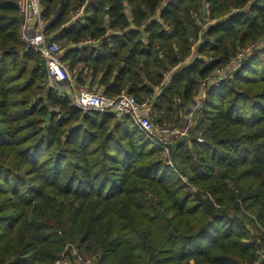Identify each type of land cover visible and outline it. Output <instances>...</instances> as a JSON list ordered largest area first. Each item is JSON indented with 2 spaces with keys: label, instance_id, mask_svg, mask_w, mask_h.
<instances>
[{
  "label": "trees",
  "instance_id": "16d2710c",
  "mask_svg": "<svg viewBox=\"0 0 264 264\" xmlns=\"http://www.w3.org/2000/svg\"><path fill=\"white\" fill-rule=\"evenodd\" d=\"M40 4L75 79L150 101L155 125L182 128L229 74L158 145L50 88L0 0V264H264V0Z\"/></svg>",
  "mask_w": 264,
  "mask_h": 264
},
{
  "label": "built area",
  "instance_id": "2783aa9c",
  "mask_svg": "<svg viewBox=\"0 0 264 264\" xmlns=\"http://www.w3.org/2000/svg\"><path fill=\"white\" fill-rule=\"evenodd\" d=\"M17 6L22 18L21 39L44 60L50 88L58 89L62 96L70 98L73 104L82 110L113 113L119 118L130 116L135 126L158 145H163L172 138L189 135L190 123L182 128L153 124L150 117V101L140 102L128 92L109 96L98 89L80 84L73 76L69 66L63 61L60 44L45 34L46 26L42 19L40 0H17ZM252 47L248 48L247 52ZM243 57L244 54H240L237 62L240 63ZM227 73V70L222 68L217 70L212 78L202 83L203 98L200 101L196 99L195 111L200 110L206 100L207 90L205 88L221 85L222 81L227 78ZM198 141L204 142V138L199 137ZM168 164L172 165L171 162ZM73 254H77L75 249H73ZM77 257L80 264L85 262L82 256L77 255ZM61 264H68V260L65 259Z\"/></svg>",
  "mask_w": 264,
  "mask_h": 264
},
{
  "label": "rangeland",
  "instance_id": "374dc122",
  "mask_svg": "<svg viewBox=\"0 0 264 264\" xmlns=\"http://www.w3.org/2000/svg\"><path fill=\"white\" fill-rule=\"evenodd\" d=\"M169 0H167V2H168ZM198 44V43H197ZM197 44H196V46H197ZM60 46H61V44H60ZM195 46V47H196ZM256 46H258V45H256ZM256 46H254L252 49H250L247 53L248 54H253V51H254V49H257L258 47H256ZM194 54H195V52H194ZM190 60L191 59H188V61L190 62ZM207 60L209 61L210 59L209 58H207ZM223 69H225V68H223ZM218 70H220V69H218ZM226 70V69H225ZM216 72H217V70H216ZM215 72V73H216ZM228 73H227V75L229 74V71H227ZM214 73V74H215ZM202 93V92H201ZM200 93V94H201ZM203 97H202V94L201 95H198V97L196 98L197 100H201ZM195 105L193 104L189 109H192L193 111H192V113H190L189 115H187V113H186V116L184 115V118H185V120H184V122H183V126L182 127H185L186 126V124H188V123H192L193 122V120L191 121V118H192V115H193V113L195 112ZM200 137H202V136H200ZM166 154L164 153V156H165ZM167 156V155H166ZM28 171V168L26 167L25 168V172H27ZM67 248V247H66ZM66 258H64V260H65ZM63 260V261H64ZM63 261L61 262V263H63ZM97 263V258L96 257H85V262L84 263H81V264H96Z\"/></svg>",
  "mask_w": 264,
  "mask_h": 264
},
{
  "label": "water",
  "instance_id": "95a60500",
  "mask_svg": "<svg viewBox=\"0 0 264 264\" xmlns=\"http://www.w3.org/2000/svg\"><path fill=\"white\" fill-rule=\"evenodd\" d=\"M202 38H204V36L202 37ZM194 105H196V101H194V103H193ZM192 109H189L188 111H187V115H189L190 113H192Z\"/></svg>",
  "mask_w": 264,
  "mask_h": 264
}]
</instances>
